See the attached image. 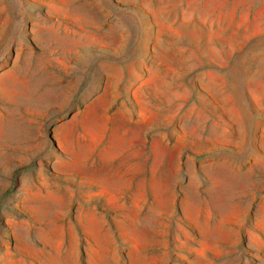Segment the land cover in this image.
<instances>
[{
	"label": "rangeland",
	"instance_id": "374dc122",
	"mask_svg": "<svg viewBox=\"0 0 264 264\" xmlns=\"http://www.w3.org/2000/svg\"><path fill=\"white\" fill-rule=\"evenodd\" d=\"M0 264H264V0H0Z\"/></svg>",
	"mask_w": 264,
	"mask_h": 264
}]
</instances>
